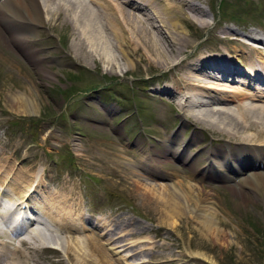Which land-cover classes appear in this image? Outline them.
I'll use <instances>...</instances> for the list:
<instances>
[{
	"label": "rangeland",
	"instance_id": "374dc122",
	"mask_svg": "<svg viewBox=\"0 0 264 264\" xmlns=\"http://www.w3.org/2000/svg\"><path fill=\"white\" fill-rule=\"evenodd\" d=\"M168 2L180 15L190 42L182 53L186 59L179 65L172 63L175 60H169L167 65L161 66L153 53L139 50L131 55V66L114 67L119 53L112 44L109 45L112 60L107 61L96 54L92 59L74 48L77 31L73 23H60L57 18L36 26L34 30L38 35L33 36L32 46L37 49L36 55L42 57L36 64L25 60L26 54L0 26V146L5 145L3 150L9 156L13 155L18 165L33 160L43 164L48 170L45 171L46 177L52 180L46 182L48 187L55 188L61 181H68L69 187L74 183L77 185L79 196L81 193L83 196L94 195V202L84 203L87 211L83 213H87L90 222H86L90 224L86 227L99 233V239L114 264H264V183L257 188L243 184L239 192L234 190L233 181L201 177L195 171L203 168L208 148L213 151L219 145L231 144L234 147L242 142L230 139L220 128L205 123L196 115L191 117L188 113L189 116L183 117L182 106L172 104L171 95L155 90L157 83L165 79L169 89L177 86L174 84L176 77L181 71H186V64L195 56L216 54L222 57L225 48L232 53L236 52V48L240 49L242 61L247 65L246 58L255 59L258 54H263L264 0ZM188 4L192 9L203 11L202 17L207 19L205 25L191 22L189 16L194 10L188 8ZM138 23L149 27L151 36L158 38L159 48L165 46L170 49L180 45L178 40L171 42L167 38L166 29L159 26L155 18L151 19L155 27L141 20ZM229 36L239 40H231ZM43 69L55 72V78L44 77ZM94 85L101 88L100 92L104 90L106 103L112 106L109 116L98 113L94 105L87 107L83 102L85 95L93 94L86 92ZM18 91L24 95L34 94L38 102L36 112L19 110L13 98ZM116 94L124 98L123 104L113 98ZM175 99L180 104L183 101L182 95L177 94ZM208 103L209 106L204 108L214 106ZM254 103L264 106L262 101ZM134 105L137 110H134ZM229 106L232 107V104L229 103ZM83 115H89L88 120L81 118ZM137 116L144 121L139 126L143 133L138 132L135 136ZM118 122L126 124L121 126ZM172 135H176L177 143L180 139L181 145L188 142L186 151L196 157L193 164L163 156L164 141ZM73 143L78 150L73 149ZM170 143L177 145L174 141ZM69 151L80 169L65 163V153ZM146 151L160 157L161 162H156L155 167L167 177L154 178L146 172L144 177L149 176L147 182L159 183L155 189L140 187L128 172L110 174L98 165L99 160L119 154L128 170L129 154L141 157V153ZM52 158L57 161V174L53 171ZM215 160L218 161V158ZM80 173L82 177H79ZM86 176L95 178L97 185ZM170 181L178 183L177 188L186 194L187 209L199 211L207 208L216 215L213 223L217 225L218 233H201L196 218L193 221L180 213L184 205L178 204L173 209L164 204L162 194L170 192L164 190L165 184ZM194 184L200 185L201 190L204 189L211 198H198L197 189L200 186L195 187ZM205 201L208 202L203 203ZM206 204L211 208L202 206ZM98 212L103 214L99 218L95 216ZM108 220L120 223L119 235L126 233L117 239L116 245L127 243V246L115 247L112 244L115 241L108 243L105 240L107 228L102 223ZM51 224L43 226L47 236L41 238L43 243L33 253L34 259L38 264H70L62 251L65 234ZM82 233H75V236L81 237ZM46 245L50 247L43 250Z\"/></svg>",
	"mask_w": 264,
	"mask_h": 264
},
{
	"label": "bare ground",
	"instance_id": "6f19581e",
	"mask_svg": "<svg viewBox=\"0 0 264 264\" xmlns=\"http://www.w3.org/2000/svg\"><path fill=\"white\" fill-rule=\"evenodd\" d=\"M129 1L133 0H0V25L9 34L11 41L22 49L30 61L36 64L42 58L36 55L37 51L32 46L33 36L35 34L38 35V32H34V30H36V26L48 24L56 18L60 20V23H63V21H71L73 23L77 31L75 34L77 40L74 43V48L77 52L90 56L92 59H94L93 56L96 54L100 58L102 57L109 61L112 60L109 45L111 46L112 44L117 48L119 57H117V61H114V67H120L124 64L131 66L133 64L131 55L139 50H144L148 54L150 52L153 53L161 66L167 65L169 60L176 61L190 42L187 39V34H185L187 30L181 22L180 15L174 11L175 7L168 0H140L142 2L140 9L133 6ZM187 6L192 9L189 4ZM137 11L140 12L137 13ZM192 11L194 13L189 16L191 22L202 26L207 23V19L202 17L204 14L202 10L195 8ZM62 15L65 18L63 20L61 19ZM152 18L159 22V26L166 29L165 33L171 42L178 40L177 42L180 45L172 48L169 46L170 49L165 46L162 49L159 48L157 44L158 38L151 36L149 27L138 23L141 20L152 24L151 27H155L151 23ZM108 35L110 36L107 37ZM250 36L257 40L260 39V37L255 35ZM229 37L236 39L233 36ZM167 43L169 45V42ZM247 43L250 44V42ZM254 46L260 47L257 44H254ZM225 51L226 54H231L232 61L217 59L211 55L195 56L186 64V71H181L176 77L174 84L177 86L174 85L175 87L169 89L170 86L166 84L163 87L161 86L159 90L171 95L170 102L172 104L182 106L183 117L186 118L185 115L189 116V114L191 117L197 116L205 123L220 128L230 139H236L240 141L239 143L251 145L246 147V145L242 146L241 143L233 148L227 145L225 148L215 150L213 154H218L223 159V162L217 161L215 163L216 161L213 158L215 155L212 154L209 163L201 170V176L224 178L222 175H216L212 172V169H214L213 165L217 164L219 166L217 171L225 173L229 176L228 179L235 183L233 185L234 190L238 191L243 184L257 188L258 185L264 183V143L257 141H264V106L254 102H264V86L259 83V81L264 79V53L258 54L255 59L246 58L247 65L244 66L239 53L240 49L235 48L236 52L234 53L228 48H225ZM173 56L174 58L172 59ZM185 59L186 57L180 60L179 63H182ZM238 63H240L241 69L238 67ZM41 71L43 76L48 79H53L56 76L55 72L47 69ZM205 71L211 73L205 75L203 73ZM213 72L220 75H226L229 72H239L241 76H247V79L241 77L240 79H235L237 81L235 84L227 83V80L218 78L217 76L220 75H216ZM203 75L211 78H205ZM254 80L258 81V83L252 88V86H249V81ZM225 85L229 87H225ZM210 88H213V90H208ZM218 88L231 93L226 91L222 93V90H217ZM162 92L160 93L162 94ZM177 94L183 97L181 104L176 102ZM33 95L32 93L24 95L20 91L13 95L20 111H37L38 102ZM208 102L213 103L214 106L209 109L204 108L205 105L209 106ZM229 103L232 104V107L229 106ZM196 107L198 109H194ZM200 115H203V117H200ZM171 137H174L173 140L177 138L176 136ZM171 137L166 138L164 141L166 143L164 156L171 154L186 163H193L196 157L187 152L185 146L181 147V144L176 147L168 146L171 142ZM206 152L211 153L212 150L207 149ZM141 156L142 158L139 161H129L127 163L128 170L126 167L125 170L128 171L132 176V180L140 187L155 189L159 183H149L147 182L148 177H144V179L138 173V170L143 167L152 168V166H149V161L151 162L150 154L144 153ZM8 159L14 160L2 154L0 155V188L9 186L12 193V196H9L8 204L1 205L0 208L2 210L0 211V217L3 220L0 223V264H38L33 257V251L37 248L36 243L42 242L43 239L41 240V238L46 235L41 231L39 232L30 223L28 231L12 236L8 227L4 224V218L11 211L12 206L14 205V209H16L20 204L26 203L24 200L30 198L32 193H37L35 194L37 196L31 197L30 202L32 205L36 209H40L55 224L59 225L61 233L65 234L63 238L66 241L62 251L70 261V264H114L104 248L103 242L99 240L97 232L93 231L90 234H84L82 237L75 236L77 231L84 228L83 220L85 219L83 217H77V219L72 217L73 211L80 208L77 209L71 200L74 192L71 188H68L66 183L63 182L56 191L46 192L44 175L39 176L37 171H33L35 169L34 163L26 165L27 169H18ZM112 159V164L109 166L110 170L121 166L119 154H115V157L112 155ZM250 162L259 163L260 168L263 167V169L258 171L251 170L250 172L244 171V168ZM223 164L225 168L222 167ZM229 164H232L234 168L237 166L233 170L234 174H230L231 176L228 174L230 170ZM251 179H255L256 182ZM250 180L251 182H249ZM177 184L175 181L165 184L164 190L170 192L162 194L164 204L169 205L173 209H176L178 204L184 205L185 208L180 210V213L183 212L193 221L196 218L200 225L199 231L201 233H218L217 225L213 223L214 219H217L216 215L207 208L199 211L194 208L187 209L186 194L177 188ZM187 185L191 186L188 183ZM194 185L195 187L200 186L198 184ZM197 190L198 198L204 197L206 200L211 198L204 189L201 190V186ZM262 199L264 200V191ZM202 206L211 208L207 204ZM30 216L32 217V215ZM111 226H113L109 227V230L113 231L109 235L111 242L126 234L123 233L116 236L121 228L120 223L113 222ZM22 234H24L23 237H21ZM17 239L19 244L15 243ZM127 245V243L115 244L116 247ZM58 262L61 261L59 260Z\"/></svg>",
	"mask_w": 264,
	"mask_h": 264
}]
</instances>
